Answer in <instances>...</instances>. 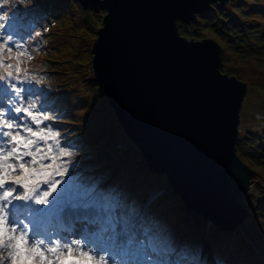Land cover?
Here are the masks:
<instances>
[{
    "label": "water",
    "instance_id": "95a60500",
    "mask_svg": "<svg viewBox=\"0 0 264 264\" xmlns=\"http://www.w3.org/2000/svg\"><path fill=\"white\" fill-rule=\"evenodd\" d=\"M78 1L107 11L93 43L95 82L146 164L167 174L186 208L237 229L259 172L238 151L247 79L222 68L219 40L179 28L230 0Z\"/></svg>",
    "mask_w": 264,
    "mask_h": 264
},
{
    "label": "rangeland",
    "instance_id": "374dc122",
    "mask_svg": "<svg viewBox=\"0 0 264 264\" xmlns=\"http://www.w3.org/2000/svg\"><path fill=\"white\" fill-rule=\"evenodd\" d=\"M7 1L0 0L2 11L3 5L11 6L15 0ZM25 4L45 15L34 19L35 31L27 38L20 67L35 76L38 85L55 101L51 115L60 122L55 127L62 139L69 141L66 146L72 151L69 160L75 165L74 175L86 182L96 181L93 173L100 179L99 184L118 185L121 192L127 191L130 197L136 194L141 202L154 191L162 193L152 208L160 212L157 214L172 236L181 228L188 233L190 222L180 218L185 215L196 219L198 226L211 222L220 231V237L213 234L214 248L223 249V244L215 242L223 240L233 256L234 247L241 243L237 249L243 264L264 257V0H230L216 6L207 18L179 27L189 38L219 40L222 68L247 79L238 151L259 172H255L258 177L244 197L250 215L235 230L220 229L201 213L186 208L167 174L149 168L137 144L123 130L93 72V43L107 11L102 7L85 9L78 0H25ZM221 25L228 30L222 31ZM11 55L8 61L9 53L4 52L6 62L15 64V49ZM180 220L185 226L179 225ZM199 251L205 252L206 246Z\"/></svg>",
    "mask_w": 264,
    "mask_h": 264
},
{
    "label": "snow or ice",
    "instance_id": "6c2138e0",
    "mask_svg": "<svg viewBox=\"0 0 264 264\" xmlns=\"http://www.w3.org/2000/svg\"><path fill=\"white\" fill-rule=\"evenodd\" d=\"M0 21V264H195L119 189L68 175L55 101L20 67L36 21Z\"/></svg>",
    "mask_w": 264,
    "mask_h": 264
},
{
    "label": "trees",
    "instance_id": "16d2710c",
    "mask_svg": "<svg viewBox=\"0 0 264 264\" xmlns=\"http://www.w3.org/2000/svg\"><path fill=\"white\" fill-rule=\"evenodd\" d=\"M9 1H7V3H8ZM16 2V4H14ZM42 4H44V7L45 8H47V3L46 2H43ZM25 6H27V7H29L28 5H26L25 4V0H15L14 2H13V4L10 6V4H5V6L3 5V9H4V11H1L0 12V15H11V14H16V15H18V16H22L23 18L25 17L24 16V14H29V16H30V18L31 19H40V18H42V16L43 15H45L43 12H38V11H36L34 8L33 9H29V8H31V7H29V8H26ZM215 6H217V5H215ZM213 10H208V11H204V12H202V13H199V20L200 19H205V18H207L206 17V15L207 14H210L211 12H212ZM24 13V14H23ZM222 13V12H221ZM26 14V15H27ZM28 16V15H27ZM181 26H183L182 25V23L181 24H179V27H181ZM222 27H221V29H222V31H227L228 29L226 28V26H224V25H221ZM180 31H181V29H180ZM182 33V32H181ZM183 35H185V33H182ZM222 72L224 73V71L222 70ZM227 73V72H226ZM229 75H232V74H229ZM234 75V74H233ZM98 85V84H97ZM99 86V85H98ZM108 99V98H107ZM240 140H241V138H240ZM241 144V142L239 143V145ZM240 155V154H239ZM242 159H243V157L242 156H240ZM244 160V159H243ZM101 185L102 184H100V187H101ZM116 188H118V185H116ZM124 189H125V191H126V188L124 187ZM126 193L127 194H125L126 195V197L127 198H129L130 197V194L126 191ZM134 197H136V194H132ZM137 199V198H136ZM165 215V218H166V216H167V213H165L164 214ZM180 218L181 219H185L186 220V222H187V220L188 221H193V226L190 228V230H189V232L191 233V234H193V235H198V236H204V234L206 235V233H209L210 235H211V237H212V240H214V237H213V234H215V235H219V237H220V231L219 230H217V229H214V227H213V225L212 224H210V226L207 224V225H202V226H198V223H197V221H196V219H194V218H191V217H187V216H185V215H183V216H180ZM173 219H171L170 221H172ZM182 220H180V223H182L181 222ZM184 224H185V222H184ZM205 226V227H204ZM230 235V234H229ZM221 244H223L222 246H224L225 248H227V246L225 245V243H224V241L223 240H218ZM240 244L241 243H239L238 245H237V247L238 246H240ZM234 248H236V246L234 247ZM238 250V249H237ZM239 251V250H238ZM240 253V252H239ZM258 259V258H257ZM259 259L261 260V264H264V257H259ZM253 263H254V261H253Z\"/></svg>",
    "mask_w": 264,
    "mask_h": 264
},
{
    "label": "clouds",
    "instance_id": "9594fccd",
    "mask_svg": "<svg viewBox=\"0 0 264 264\" xmlns=\"http://www.w3.org/2000/svg\"><path fill=\"white\" fill-rule=\"evenodd\" d=\"M243 223H244V222H243ZM243 223H242V224H243ZM242 224H241V225H242Z\"/></svg>",
    "mask_w": 264,
    "mask_h": 264
}]
</instances>
